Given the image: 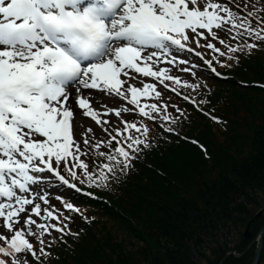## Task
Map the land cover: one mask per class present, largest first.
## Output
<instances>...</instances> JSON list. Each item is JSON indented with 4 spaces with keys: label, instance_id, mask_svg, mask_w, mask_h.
<instances>
[{
    "label": "snow or ice",
    "instance_id": "1",
    "mask_svg": "<svg viewBox=\"0 0 264 264\" xmlns=\"http://www.w3.org/2000/svg\"><path fill=\"white\" fill-rule=\"evenodd\" d=\"M261 13V0H0V264H45L58 241L78 236L70 222L88 218L70 199L52 203V178L97 199L80 186L108 188L127 174L153 146L150 124L176 132L169 108L183 112L166 95L196 104L181 90L201 84L174 70L194 77L198 65L179 54L219 76L214 62L231 67L223 60L238 63L236 53L264 42ZM78 116L102 137L80 132Z\"/></svg>",
    "mask_w": 264,
    "mask_h": 264
},
{
    "label": "rangeland",
    "instance_id": "2",
    "mask_svg": "<svg viewBox=\"0 0 264 264\" xmlns=\"http://www.w3.org/2000/svg\"><path fill=\"white\" fill-rule=\"evenodd\" d=\"M255 101H260L262 103L264 114V94L249 96L248 101L239 105L238 108L237 106L236 108L235 106H229L227 108V115L230 118V122L223 121V128L216 125L214 127L215 131L220 132V134L216 135L217 138L212 137L213 140L219 144L218 150H212L211 146L208 144L209 140L201 141L202 147L199 149L206 158L209 157L210 153L211 155L214 154V160H219L221 158L218 162L220 167L223 168L227 165L229 170V165L225 164V161L229 160L228 156L230 155L234 159L240 158L239 153H236L235 150L241 149L244 143H246L242 148V156H247L252 151V140L246 139L245 141L240 137V139H242V141H240L238 137L242 131L234 129V126L236 122L240 120L246 123L247 118L251 115V110L249 109L254 105ZM215 104L217 110L222 111V103L216 102ZM227 115L224 119H228ZM194 118L200 117L195 114ZM194 118H184L173 127L176 131L181 130V133L186 136H190L191 131H197L190 137L198 139V130H202L205 125ZM78 119L83 121L82 118ZM83 124L84 126L81 130L84 129L86 125L84 121ZM258 127L263 128L264 124H258ZM92 129H95L94 125ZM205 133L209 134L210 132L206 131ZM162 142L164 143L166 141L163 140ZM225 150L228 151L223 154ZM173 153L175 154L174 159L178 158L175 161L174 168H172V170H174L173 174L177 172L176 176L179 179L177 186H175L174 182H169V177L160 178V180L151 177L152 191L147 195H141L138 191L136 195L124 201L127 205L123 202L125 197L119 196L117 198V202L119 203L118 207L121 208V210L131 215H141L144 230L138 228L133 221L128 225V228L121 230L120 223L115 220H111L113 222V228L106 225L107 229H105L104 226L99 229L103 221L108 218L103 217L101 214H96L98 221L90 226L92 229L87 230L90 233L87 231L85 232V236H87L84 242L86 243V247L88 249L99 248L102 252L100 259L105 260L107 264H250L255 256L258 245V241L255 243H253V241L258 239L259 230L264 225V214L261 218L254 221L252 226L250 225V230L248 231L249 237H247L246 233L250 221L264 210V186L258 185V190L250 191L251 195L241 197L238 203H235L236 210L233 212L231 211L230 202L222 203L220 210L216 212L210 204V202L214 201V197L206 196L204 198L206 203L201 201L199 204V208L201 209L200 215L196 214L200 217V220L194 221L195 217L188 218L194 210L191 204L196 202L194 192L196 191V183H198V181L196 180L197 175L194 173L213 172L217 174L219 168L213 160L207 161L203 159L201 154H191L187 158H184L186 153H180L178 148L173 149ZM140 163L141 162L138 160L134 161L132 169H137ZM178 163L181 164L178 165ZM178 166H181L179 170ZM130 175L131 174H125L124 179H132ZM245 180L246 179L241 176L239 180L228 182L225 188L226 194H236ZM155 191L156 193H154ZM157 197L162 198V200H159ZM181 199H185V201ZM160 201L163 202L162 206H164L165 203H179L181 214L173 217L172 220L179 229L181 228V224L185 225L184 228L189 235L188 239L192 238L190 243H180L179 241L182 238L178 241L177 238L173 240L161 234L157 227V223H159L162 216L165 221L170 220L168 216L162 212L163 207ZM187 203H189V205H187ZM238 204H240V206ZM143 208L145 209L144 211H142ZM204 210L207 212H204ZM145 212H148L147 219ZM145 219L146 221H144ZM148 219L151 220L150 226L146 223ZM96 223L99 225L94 229ZM161 227L166 228V225H162ZM86 228L85 226H78L77 231H82ZM141 232L144 234L143 237L145 242L140 240L142 238ZM93 233L96 235H92ZM145 233L148 235L146 236ZM109 234L112 235L110 242L105 239V236H109ZM199 240L203 243H198ZM57 243L60 242L58 241ZM157 249L160 250L159 254L154 257V252ZM144 250H146V252ZM150 252L153 253V256H151V254L149 256ZM146 257H149L148 261L145 260ZM60 260L61 257H58V263ZM50 262V264H53L52 261ZM54 264H57V261ZM59 264L92 263L79 255L77 258H72ZM259 264H264V246Z\"/></svg>",
    "mask_w": 264,
    "mask_h": 264
},
{
    "label": "trees",
    "instance_id": "3",
    "mask_svg": "<svg viewBox=\"0 0 264 264\" xmlns=\"http://www.w3.org/2000/svg\"><path fill=\"white\" fill-rule=\"evenodd\" d=\"M239 67L240 68L237 71L232 72V75L234 77L232 80L228 82H220L217 84L215 98L213 101L214 105H216V102L222 103V111L215 110V112L217 116L223 119V121L227 115V108L229 106H235V108L237 106L238 108L239 105L244 104L248 101L249 96H259L264 94V88L252 85L264 84V53L256 54L255 56L250 57L247 60L244 59ZM238 81L245 83L246 86H241L240 84H238ZM249 110H251V115L247 118L246 123L240 120L236 122L234 129L242 131L238 137L239 139L241 137L245 141L246 139L252 140V151L247 156H242V148L245 146L246 143H244L241 149L235 150L236 153H239L240 158L234 159L230 155L228 156L229 160L225 161V164L229 165V170L227 165L223 168L220 167L218 162L221 158L219 160H214V154H209V149V157L206 158L197 146L191 144L188 141H183L179 137L168 138L165 140L166 142L164 143L162 142L164 140L163 139L158 141V143L153 149L146 152L143 162H141L138 168L135 169L136 171L132 170L130 172V176H132V179H123V181L120 184L116 185L113 191H111L110 194L112 195H103L107 202H94V205L100 210V213L103 217H107L108 219H110V221H118L120 223L121 230H123L124 228H128V225L132 221L136 223V226L138 228L144 230V224L141 221V215H131L121 210V208L118 207L119 203L117 202V198L119 196L125 197L123 200L124 202L127 201L133 195H136L138 191L141 195H147L150 191H152L151 177L158 178L159 180L160 178L169 177V182H174L175 186H177L179 183V179L176 176L177 172L173 174L174 170H172V168H174L175 161L176 159H178H174L175 154L173 153V149L178 148L180 153H186L184 158H187L191 154H201L203 159L207 161L213 160V162L216 163L219 168V172L217 174L213 172L194 173L197 175L196 180L198 181V183H196V191L194 192L196 202L194 204H191V206L194 207V210L193 213L188 216V218L195 217L194 221L200 220V217L198 216L201 212L199 204L201 201L203 203H206L204 201V198L206 196L212 198L214 197V201L210 202V204L213 206L216 212L220 210L222 203L229 202L231 204V211H235V203H238V200H240L241 197H247L251 195L250 191L258 190V185L264 186V127H258V124H264L262 103L260 101H255L254 105ZM199 117L200 118H194V116L190 117L204 123L205 125L202 130H198L199 142L203 140H209L208 144L211 146L212 150H218L219 144L213 140V138H217L216 135L220 134L219 131L214 130L216 123L212 121L210 122V120L205 118L204 116ZM225 120L226 122H230L229 116L228 119ZM216 126H220L221 128H223L222 125ZM206 131H209L210 133L207 134L205 133ZM196 132L197 131H191L190 136H193ZM240 141H242V139H240ZM227 151L228 150L223 151V154ZM179 164L181 163H178V165ZM180 168L181 166H178V170ZM241 176L246 180L242 183L241 188L238 189V192L234 195L226 194L225 188L227 186V183L232 180H239L241 179ZM154 193H156V191ZM158 199L162 200V198ZM181 200L185 201V199ZM124 203L127 205L126 202ZM162 205L163 202H161V206ZM187 205H189V203H187ZM238 205L240 206V204ZM162 207V212L168 216L170 221H165L162 216L159 223H157V227L160 230L161 234L170 237L173 240L177 238L178 241L182 238L179 241L180 243H190V240H192V238L188 239L189 235L187 234L184 228L185 225L181 224V228L179 229V227L172 220L173 217H176L181 214L179 210V203H165ZM144 210L145 209L143 208L142 211ZM204 212L207 211L204 210ZM145 215L147 219L148 212H145ZM146 219L144 221H146ZM256 220L257 219H252L249 224H251L252 226V224ZM110 223L106 224L103 222L99 229H101L103 226L105 227V229H107L106 225L108 227L113 228V222L111 221ZM146 223L150 226L151 220L148 219ZM98 225L99 224L96 223L94 229ZM162 225H166V228L161 227ZM90 229H92V227H88L84 230V234L77 243H70V247L61 246L55 249L56 254L59 253L61 257L59 263L66 262L67 260L77 258L79 255H81L82 258L89 260L92 264H107L105 260L100 259L102 256V252L101 250H99V248L88 249L86 247V243H84L87 239V236H85V232ZM87 232L90 233L89 231ZM92 235L96 234L93 233ZM147 235L148 234H146V236ZM141 236L142 238L140 240L145 242V239L143 237L144 234L142 232ZM111 237L112 235L109 234V236H105V239L110 242ZM198 243L203 242L199 240ZM144 251L146 252V250ZM159 251V249L155 250L154 257L159 254ZM150 254L151 256H153L152 252L149 253V256ZM148 259L149 257L145 258L146 261H148ZM54 261L56 262V258ZM59 263L57 261V264Z\"/></svg>",
    "mask_w": 264,
    "mask_h": 264
},
{
    "label": "water",
    "instance_id": "4",
    "mask_svg": "<svg viewBox=\"0 0 264 264\" xmlns=\"http://www.w3.org/2000/svg\"><path fill=\"white\" fill-rule=\"evenodd\" d=\"M263 214H264V210H262V212H260L257 216H255L254 219L261 218L263 216ZM250 225L251 224H249L248 229H247V233H246L247 237L250 236L248 234V231L250 230V228H249ZM256 241H258L256 253H255V256H254V258L250 264H259L260 263L261 255H262V251H263V246H264V225L259 230L258 239L254 240L253 243H255Z\"/></svg>",
    "mask_w": 264,
    "mask_h": 264
}]
</instances>
